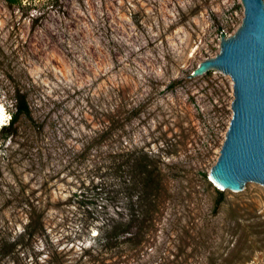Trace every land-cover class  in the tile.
<instances>
[{
    "label": "rangeland",
    "instance_id": "obj_1",
    "mask_svg": "<svg viewBox=\"0 0 264 264\" xmlns=\"http://www.w3.org/2000/svg\"><path fill=\"white\" fill-rule=\"evenodd\" d=\"M244 18L242 0H0L3 126L15 93L32 113L0 156V264H264V186L209 181L233 81L195 74ZM141 155L155 194L131 180Z\"/></svg>",
    "mask_w": 264,
    "mask_h": 264
},
{
    "label": "water",
    "instance_id": "obj_2",
    "mask_svg": "<svg viewBox=\"0 0 264 264\" xmlns=\"http://www.w3.org/2000/svg\"><path fill=\"white\" fill-rule=\"evenodd\" d=\"M242 2V28L222 43L216 58L202 62L195 73L217 69L233 81V117L211 172L224 190L233 191L248 182L264 186V2Z\"/></svg>",
    "mask_w": 264,
    "mask_h": 264
},
{
    "label": "trees",
    "instance_id": "obj_3",
    "mask_svg": "<svg viewBox=\"0 0 264 264\" xmlns=\"http://www.w3.org/2000/svg\"><path fill=\"white\" fill-rule=\"evenodd\" d=\"M10 2H14L17 0H9ZM9 108L11 109V115L9 122L2 128L0 132V141L3 143H0V156L2 155V152L7 149L9 146L4 147L6 145V141L9 139V145H11L14 141L15 136L18 134V128L19 124L22 121V119H26L28 121L32 120V113L30 110V107L27 103L26 97L21 95L20 93H15L14 98L10 101ZM97 140L94 139V141H91L88 145H85L83 152L81 153L82 156H85L87 152L94 147V145L97 143ZM96 142V143H94ZM147 159V156L141 155V157H133L132 160H129L131 162L129 166V171L131 174V180H133L134 185L139 186L138 183L146 185L150 190H152L155 194L160 190V182L158 180V175L156 174L157 171L153 169H148L149 165L146 164L145 160ZM131 180H126L124 183H129ZM133 185V186H134ZM130 189V188H129ZM218 193L222 196L223 192L218 191ZM129 197H130V204L132 205L131 208L133 212L135 213V218L133 219V222L128 225V228L124 230V233L126 235H132V229L135 228V226H138V223L140 221V216L142 214V208L144 205L145 200L148 201V195L144 193V195L139 194L135 195V191L130 190L129 191ZM107 193V197H108ZM109 200V198H108ZM42 215L39 214L37 211L34 212L33 217H31V223L29 224V228H32L33 224H40L42 220ZM115 218H110L107 223L110 221H115ZM137 223V224H134ZM104 225H106L104 223ZM107 226V225H106ZM118 234L115 235H108L106 236L107 241H114L118 238Z\"/></svg>",
    "mask_w": 264,
    "mask_h": 264
},
{
    "label": "bare ground",
    "instance_id": "obj_4",
    "mask_svg": "<svg viewBox=\"0 0 264 264\" xmlns=\"http://www.w3.org/2000/svg\"><path fill=\"white\" fill-rule=\"evenodd\" d=\"M2 116H3V114L1 113V111H0V132H1V130H2V128L6 125V123H5V125L3 126V122H2ZM9 121V120H8ZM211 175V174H210ZM211 179L213 180V182L212 181H210V179H209V181L215 186V187H217V188H220V190H224L225 189V187L222 185V184H220V183H218L216 180H215V178L211 175Z\"/></svg>",
    "mask_w": 264,
    "mask_h": 264
}]
</instances>
